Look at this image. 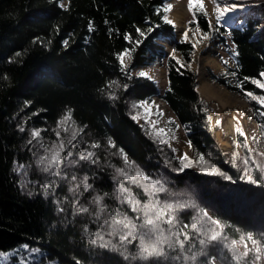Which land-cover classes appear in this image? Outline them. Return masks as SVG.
<instances>
[{"label":"trees","instance_id":"1","mask_svg":"<svg viewBox=\"0 0 264 264\" xmlns=\"http://www.w3.org/2000/svg\"><path fill=\"white\" fill-rule=\"evenodd\" d=\"M168 1L0 0V264H264V105L247 95H264L251 83L262 80L264 34L254 35L250 17L211 26L204 7L187 3L186 26L230 52V63L208 75L244 97L256 122L261 146L236 133L224 151L208 110L216 128L229 110L217 114L196 92L194 46L174 38ZM164 39H172L169 53ZM155 62L164 67L162 89L139 75ZM154 97L207 164L194 159L180 171L184 153L134 115L137 102ZM56 153L59 166L45 171ZM153 180L165 190L146 191ZM153 204L185 207L157 220L144 207ZM249 234L258 241L250 252L233 245ZM152 246L159 255L143 251Z\"/></svg>","mask_w":264,"mask_h":264},{"label":"rangeland","instance_id":"2","mask_svg":"<svg viewBox=\"0 0 264 264\" xmlns=\"http://www.w3.org/2000/svg\"><path fill=\"white\" fill-rule=\"evenodd\" d=\"M188 1L169 0L168 2L171 7L169 8L167 17L171 21L170 13L173 9L177 5L183 7V27L179 31L174 29V38H182L191 42L194 46L190 66L196 73V92L201 98L213 100V105L217 112L219 111L220 113L221 108H227L229 110L228 114L223 117L220 116V126L217 128L213 127L215 115L209 110L210 125L212 126L214 140L219 148L228 151L232 141L236 138V128L239 127L246 134L244 138L248 143L256 144V147L261 146L260 139H258L259 134L256 122L252 118L248 101L244 97H240L219 85L208 75L210 71L213 73L222 71L223 60H227L230 63V52L225 50L224 45L220 44L215 37L209 39L198 29L191 30L186 26V21L190 18V12L187 7ZM62 2L65 3L66 0H62ZM202 2L211 26L215 23L225 28L232 25H241L246 18L250 17L258 21L254 35L264 34V0H202ZM217 5L220 8L230 7L232 5H235V7L231 11L224 12L222 16L218 17L216 11ZM171 23L173 24L172 21ZM185 34H187V39H185ZM162 43L165 46L166 53L171 52V40L166 39ZM139 68L142 69V72L148 73L149 77L156 80L161 86V89L164 87L165 71L161 62H155L150 66H141ZM262 81H264V77H262ZM203 82H206L211 88L216 89V91L217 89L223 90L225 94L219 99L213 94L208 95L202 92L201 86ZM133 112H135L134 115L137 114L139 121L149 126L150 133L156 138L171 143L178 152L186 153L193 162L194 159H199V153L193 151L191 144L186 138L185 129L180 125H177V127L172 126L171 122L174 121V115L158 97L137 102ZM245 245H247V248ZM235 247L242 249V251L247 250L250 252L252 243L249 241L248 235L236 242ZM52 264L58 263L54 262Z\"/></svg>","mask_w":264,"mask_h":264},{"label":"snow or ice","instance_id":"3","mask_svg":"<svg viewBox=\"0 0 264 264\" xmlns=\"http://www.w3.org/2000/svg\"><path fill=\"white\" fill-rule=\"evenodd\" d=\"M170 7L171 6L169 5L168 8H170ZM189 7L190 8L199 7L200 9H203L204 5H203L202 0H189ZM234 7H235V5H232L230 7L220 8V6L217 5L216 11H217L218 17L219 16H222L224 12L231 11L232 8H234ZM169 23H171V21H169ZM90 30H91V28H90ZM185 39H187V34H185ZM64 43L67 44V41H65ZM121 63H123V60L122 59H121ZM139 75L140 76H148V73H146V72H140ZM260 76L261 77H264V72L260 73ZM251 83L255 84L258 88L264 89V81H262V80L252 79ZM247 95L251 99H254V100L258 101L261 105H264V95H259V96L258 95H254L253 92H248ZM70 116H71V113L69 112L68 115L65 117V119H70ZM219 123L220 122L217 121V124H219ZM236 132L237 133H240L241 135H245V137H246V134H244L239 127L236 128ZM57 134H59V133H57ZM33 136L34 137L39 136V132L38 131L37 132H34L33 133ZM249 151H251V150L249 149ZM88 155L90 156L91 153H89ZM82 158L83 159H87V157H82ZM44 159L45 158H42V161H41L42 163L44 162ZM180 159H181V165H182V167L179 169L180 171H183L185 168H190V167L193 166V163L194 162L188 157V155L186 153ZM199 161H200L201 164H207L208 163L205 160L203 154L200 155ZM47 162H48V167L45 168V171L50 170L51 167H58L59 164H60V156H59V153H56V154L52 155L51 158H50V160H48ZM125 162H127V158L126 157H125ZM245 163L247 164V160L245 161ZM201 170L207 172L208 171V168L207 167H201ZM117 171L119 172L120 175H125L122 169H118ZM137 177H143V179L145 181H148L149 180V177L146 174H144L143 172H140V171L137 172ZM125 179H131V180H133L134 183H139V181L136 178H134V177H129V176H126L125 175ZM228 179H230V177H228ZM247 179L251 183H257V181L255 179H253V177L251 175H248L247 176ZM150 183L152 184V188L151 189H148L146 187L145 190L146 191H150L151 194H156L158 192H162V191L165 190L163 188V185L162 184L159 185V187H157V184L159 183L158 181H154L153 180V181H150ZM122 190L125 193L128 192L127 189H122ZM97 199H99V198H97ZM128 203L130 205H132V211L135 212V211H139L140 210L139 209V201L131 198L130 194H129ZM144 207H145L146 210L149 207H151L155 211L157 220H159L165 214V212L167 210L173 209L175 207L183 208L185 206L184 205H179V206L164 205L162 207H157L155 204H153L151 206L146 205ZM81 211L87 212L88 209L83 208V209H81ZM203 215L206 217L207 216V212H203ZM169 222H171V220H169ZM119 223L124 224V226L125 227H128V228H134L135 227V225L130 224V223H126L124 220L119 221ZM213 223L219 225L220 222L219 221H213ZM147 224L153 225L154 224V220L151 219V218H149L147 220ZM191 227L195 229V228H197V224H192ZM131 234L132 233L129 232V235H131ZM218 235H219L218 233L217 234H214L211 237V239H213V240L217 239V236ZM124 239H127V237H124ZM185 239H188V237L185 236ZM248 239L251 240V242H252L253 245H257L258 244V241H256L255 239H253L251 234L248 235ZM232 243H233V245H235L236 242L233 241ZM181 245H183V241H181ZM245 247L247 248V245H245ZM143 251L145 253H147V255H159L160 254V252L158 251V249L156 247H154V246L151 247V250L150 251H149L148 248L143 249ZM259 251H260V249H259V247H257L256 248V252L259 253ZM243 255L246 256L247 255V252H245ZM257 259H259V256L258 255H257Z\"/></svg>","mask_w":264,"mask_h":264},{"label":"bare ground","instance_id":"4","mask_svg":"<svg viewBox=\"0 0 264 264\" xmlns=\"http://www.w3.org/2000/svg\"><path fill=\"white\" fill-rule=\"evenodd\" d=\"M183 12V7L180 5H177L173 11L170 13V18L171 21L173 22L174 25V29L176 31H179L182 27V13ZM201 91L204 93H207L208 95L213 94L215 96H217L219 99L222 98V95L225 94V92L223 90H218L216 91V89L211 88L206 82L202 83L201 86Z\"/></svg>","mask_w":264,"mask_h":264},{"label":"crops","instance_id":"5","mask_svg":"<svg viewBox=\"0 0 264 264\" xmlns=\"http://www.w3.org/2000/svg\"><path fill=\"white\" fill-rule=\"evenodd\" d=\"M204 99H206V98H204ZM206 100H209V99H206ZM211 101H213V100H211ZM213 103H214V101H213ZM216 110V109H215ZM209 111V110H208ZM211 111V110H210ZM212 112V111H211ZM217 114H221V113H219V111L217 112V110L215 111Z\"/></svg>","mask_w":264,"mask_h":264}]
</instances>
